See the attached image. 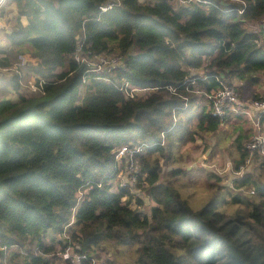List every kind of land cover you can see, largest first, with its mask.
Wrapping results in <instances>:
<instances>
[{
	"label": "trees",
	"instance_id": "1",
	"mask_svg": "<svg viewBox=\"0 0 264 264\" xmlns=\"http://www.w3.org/2000/svg\"><path fill=\"white\" fill-rule=\"evenodd\" d=\"M171 1L6 0L17 12L10 47L40 60L33 72L45 84L43 95L27 96L25 72L0 81L5 96L18 94L0 98V264H71L60 255L68 241L87 254L82 264L106 253L107 242L132 248L135 264H264L260 172L252 168L229 184L208 172L206 186L222 195L199 209L176 182L185 173L184 147L223 124L209 95L231 86L264 99V0ZM247 20L263 27L248 31ZM78 49L120 57L122 66L86 72ZM9 65L1 56L0 72ZM121 78L149 92L128 99ZM259 122L264 128V114ZM235 128L224 160L237 171L253 131ZM122 145L144 146L132 159L150 204L137 196L132 208L128 190H112ZM253 157L264 164L260 149Z\"/></svg>",
	"mask_w": 264,
	"mask_h": 264
},
{
	"label": "built area",
	"instance_id": "2",
	"mask_svg": "<svg viewBox=\"0 0 264 264\" xmlns=\"http://www.w3.org/2000/svg\"><path fill=\"white\" fill-rule=\"evenodd\" d=\"M181 3L182 1L179 0ZM6 0H0V9L4 7ZM110 4L101 6V10L104 11ZM241 12V11H240ZM75 59L81 63H87L88 67L86 72L104 74L111 73L112 70L122 66V60L120 57H96L90 55L89 53H84L80 49L77 50ZM33 64V59L29 54L19 53L16 58L11 63L10 66L4 68L3 70H9L14 73H20L24 67H28ZM41 69V68H38ZM109 80L108 76L104 78ZM117 83L119 90L128 99H136L139 96H145L149 89L139 88L133 86L128 80L121 78ZM26 86L29 90V94H44V84L45 80L41 76L34 77L28 81L21 83ZM208 98L211 100L212 114L220 119L227 118L231 113L238 112L243 107H247L252 114H264V99L262 100H251L247 104H244L238 97L236 90L231 86H222L216 90L213 94L209 95ZM143 145L138 146H119L114 152V159L116 160L118 171L115 179L113 180L112 190L118 192L121 188L126 189L133 195V199L130 202V207L138 208L135 203V198L141 196L143 199V192L138 188L139 177L141 174L140 165L133 161V156L143 149ZM246 148L250 151V155L247 157L245 162L239 167L237 171L233 169L230 170L233 177L242 176L247 169L251 166V161L254 160L253 152L260 149V153H264V144L260 142L258 138H253L247 145ZM230 165V164H228ZM230 179H232L230 177ZM144 183H142L143 185ZM116 189V190H115ZM82 191L78 192V197H81ZM123 200L127 199V194L122 196ZM73 223V216H71L70 221L63 226L62 238L63 240L69 239L66 231L69 226ZM2 249L7 250L5 247ZM10 250V249H8ZM73 246L70 245L69 241L66 242L64 249L61 251V257L63 259L69 260L71 264H82L84 260L88 259L87 254L83 252H73ZM91 264H96V258L90 259Z\"/></svg>",
	"mask_w": 264,
	"mask_h": 264
},
{
	"label": "rangeland",
	"instance_id": "3",
	"mask_svg": "<svg viewBox=\"0 0 264 264\" xmlns=\"http://www.w3.org/2000/svg\"><path fill=\"white\" fill-rule=\"evenodd\" d=\"M171 2L175 7L181 4L179 0H172ZM243 26L248 31L259 32L263 27V24L247 20L244 21ZM24 53L28 54L27 52ZM6 54L11 60L14 56H16L17 52L11 49ZM30 71L31 70H29V73L32 75V77H27L25 79L29 80L35 77L36 74ZM0 73L2 74V77L5 78L6 74L3 71ZM202 73L203 70L199 72V74ZM25 75H28V71L25 73ZM21 88L23 90L22 84L20 85V91L25 94ZM256 92H258L260 96L263 94L262 89H258ZM238 97L244 104H247L251 100L255 99L251 97L249 93H246L244 96L238 95ZM261 114L263 113L252 114L247 107H243L238 112H233L227 118L222 119L223 124L220 126L219 132L204 135L196 142L188 143L184 147L183 150L185 152L184 157L186 161L181 166L185 170V173L176 182L182 196L188 200L193 208L199 209L208 200L221 198V191L216 190L214 186H206L207 182H209V180L206 179L208 172H215L219 175H225L224 177L222 176V182H225L226 184L230 183V177L233 178L234 175L230 172V170L233 169L232 165H228L230 161L224 159L227 156L228 150L226 149V140L231 132L235 134L237 130L235 125L243 124L244 126H248L250 129L252 128L253 132L250 141L253 140V138H258L260 142L264 144V128L259 122ZM251 163L252 164L247 169V172L253 168V170L260 172L261 177L264 179V164H262L257 159L252 160ZM165 166L166 165H164V167ZM212 180L213 179H210V181ZM142 192L145 204H150L146 192ZM145 212H147L146 209ZM105 246L106 253L102 250L96 251V254L98 255L96 258V264H105V258H111L113 264H135L136 254L132 248L115 246L110 242L105 243ZM60 254L62 253L60 252ZM56 261L60 263L59 259H56Z\"/></svg>",
	"mask_w": 264,
	"mask_h": 264
},
{
	"label": "crops",
	"instance_id": "4",
	"mask_svg": "<svg viewBox=\"0 0 264 264\" xmlns=\"http://www.w3.org/2000/svg\"><path fill=\"white\" fill-rule=\"evenodd\" d=\"M16 17H17V12H16V8H15V6L13 4H9V5L5 4V6L0 9V49L2 51H4L3 54H0V57L1 56H5V55L7 56L6 53L9 50H11L9 41L7 39V35L13 30L14 24H15V21H16ZM20 21H21V23L23 25H26L27 24V18L25 16H21L20 17ZM31 57L33 59V64L32 65L30 64L28 67H24L19 74H22L24 72L26 73L27 72V69H31V71L33 72L35 68H42V66L40 65V60L38 58H36V57H33V56H31ZM15 58H16V56H14L10 60V58L8 57V59L10 60V65L14 61ZM4 68H6V67H4ZM4 68H1V71H3L6 74V76H5V78H3L2 77V74H0V81L9 79V77L12 76V74H13L12 71L3 70ZM200 72H201V70H200ZM31 76L32 75L28 71V75H26V77L30 78ZM24 82H26V81L24 80L23 83ZM6 90L10 91L11 90L10 86H7L6 87ZM21 90H22V88H21ZM1 91L2 90H0V98L4 96V98H11L14 101H16L18 99V94L17 93L11 92V93H8L5 96L3 94V92H1ZM22 91L27 96H31L32 95V94H29V90L24 85H23V90ZM236 133H237V131L235 132V134ZM235 134L232 133V136H229L227 138V140H226L227 141V144L233 139V137L235 136ZM227 161H229V160H227ZM229 164H230V162H229ZM224 176L225 175H223V177Z\"/></svg>",
	"mask_w": 264,
	"mask_h": 264
}]
</instances>
